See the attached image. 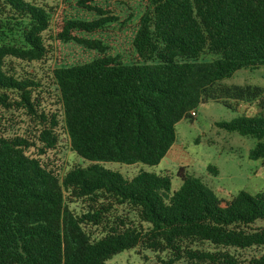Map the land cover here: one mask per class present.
Segmentation results:
<instances>
[{
  "label": "trees",
  "instance_id": "trees-1",
  "mask_svg": "<svg viewBox=\"0 0 264 264\" xmlns=\"http://www.w3.org/2000/svg\"><path fill=\"white\" fill-rule=\"evenodd\" d=\"M149 2L126 64L94 37L120 20L102 0H76L84 17L63 1L0 0V264H108L137 248L166 255L162 264H264V253L229 252L264 249V191L218 197L188 174L176 143L179 122L220 103L238 117L216 126L255 139L249 158L264 166V88L224 83L264 67V0ZM62 43L99 56L58 60L47 82L11 65L44 64ZM8 115L26 117L30 134L12 133ZM61 147L80 160L69 171L49 156ZM164 159L180 162L177 191L168 174L129 180L106 167Z\"/></svg>",
  "mask_w": 264,
  "mask_h": 264
},
{
  "label": "rangeland",
  "instance_id": "rangeland-1",
  "mask_svg": "<svg viewBox=\"0 0 264 264\" xmlns=\"http://www.w3.org/2000/svg\"><path fill=\"white\" fill-rule=\"evenodd\" d=\"M35 1L51 7H56L63 1L62 6L69 13L79 17L87 16L73 5L76 0ZM102 2L112 6L120 17V20L117 23H113L108 32L95 35L94 37L100 39L109 47L108 54L112 56L119 55L124 63L131 64L134 61L135 55L132 40L136 33L137 22L150 2L149 0H102ZM7 34L10 37L8 41H14L15 35L13 34L15 33L8 31ZM53 50L54 52L49 55V61L44 64H28L13 60L11 65L17 74L26 75L29 73L47 82V76L51 75L48 68H53L58 60H60L62 65L71 66L90 62L99 56L97 51L89 50L73 43L53 44ZM204 59L211 60L212 57H205ZM224 83L240 86L250 84L264 88V67L258 70H241L232 79H228ZM237 117V113L227 109L222 104L210 101L201 104L197 108L192 120H182L176 126V143L183 146L189 158V161L184 163L188 167V174L199 179L214 191L218 197L227 200H231L241 191L251 196L264 191V166L262 161L249 158V152L255 146L256 140L240 136L237 133L225 132L216 126V123L230 122ZM8 118L9 121H5L4 124L12 133L15 131L17 133H24L28 130L26 134H30L33 124L27 121L26 117L20 116L15 119L8 115ZM22 121L26 123H22ZM49 156L56 165L63 164L66 171L76 167L80 161L66 147L59 148L57 152H52ZM82 165L84 166L85 163L83 162ZM179 166L180 162L168 159H164L156 167L142 164L128 166L118 163L106 165L107 168L121 173L124 178L129 180L141 171L168 174L172 178V191L179 190L182 185L181 179L177 177ZM210 168H215L217 174L212 169L210 170ZM255 226H264V223L258 222ZM205 247L213 249L209 245ZM229 252L239 255V259L244 261L254 256L262 255L264 249H249L246 251L230 249ZM158 256L160 260H167L164 254L159 255L137 248L115 256L108 264H162ZM176 264L185 263L177 262Z\"/></svg>",
  "mask_w": 264,
  "mask_h": 264
}]
</instances>
